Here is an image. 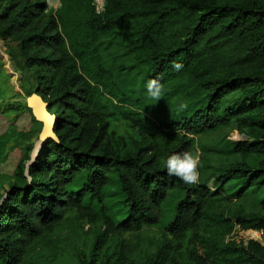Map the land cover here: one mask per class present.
<instances>
[{
	"label": "trees",
	"instance_id": "1",
	"mask_svg": "<svg viewBox=\"0 0 264 264\" xmlns=\"http://www.w3.org/2000/svg\"><path fill=\"white\" fill-rule=\"evenodd\" d=\"M59 2L0 0L22 93L57 118V140L30 164L25 146L16 176L26 182L0 204V264H264V243L234 235L264 238V0ZM152 77L159 101L146 93ZM118 115L137 132L118 133ZM197 146L199 181L169 175L166 158ZM113 176L128 208L118 223L103 204ZM149 228L156 241L132 246Z\"/></svg>",
	"mask_w": 264,
	"mask_h": 264
},
{
	"label": "rangeland",
	"instance_id": "2",
	"mask_svg": "<svg viewBox=\"0 0 264 264\" xmlns=\"http://www.w3.org/2000/svg\"><path fill=\"white\" fill-rule=\"evenodd\" d=\"M52 6H59V0H47ZM0 60L4 65L5 76L0 74V86L3 87L6 96H2L0 90V204L4 200L7 191L10 186L16 181L19 184H24L26 181L17 178L18 164L24 153L25 146L27 144H33L34 149L31 152L32 159L28 162L30 164L36 157L37 144L41 128L36 123L32 112H30L27 106V96L23 95L21 82L22 74L21 71L16 67L10 57L7 55L4 40L0 37ZM25 86H31L35 88V82H24ZM19 94V95H17ZM8 95H13L8 96ZM11 104L20 106L10 107ZM112 124L118 133L128 136L134 134L136 128H133L129 121L116 116ZM200 136L197 137V140ZM215 136H209L207 141L213 142ZM228 138L230 140H243L246 139L245 135L239 133L236 130H229ZM197 152L200 154V146H197ZM249 164L256 165L257 157L252 156L249 159ZM28 175V173H27ZM85 178L82 174L79 180L74 183L71 188H79L80 182ZM212 182L210 187H212ZM96 210L101 209V205L96 200H91ZM103 204L107 208V214H109L115 222H120L127 214L128 208L124 204V194L119 181L113 176V181L110 185L104 188V201ZM80 229V228H79ZM85 230L88 234H92L93 227L88 229L86 224ZM85 232V231H84ZM242 238L245 242L250 239H256L264 243V238L261 231L246 230L240 232L235 231L234 235ZM160 236L158 229L149 228L143 230L140 235H135L129 239L132 246H142L144 244H150L156 241V238ZM78 238V237H77ZM126 239V237H124ZM131 249H133L131 247ZM60 261L65 263L68 261V257L65 255L61 256Z\"/></svg>",
	"mask_w": 264,
	"mask_h": 264
},
{
	"label": "clouds",
	"instance_id": "3",
	"mask_svg": "<svg viewBox=\"0 0 264 264\" xmlns=\"http://www.w3.org/2000/svg\"><path fill=\"white\" fill-rule=\"evenodd\" d=\"M172 67L175 71H180L183 64L175 62ZM146 93L153 101H159L163 98L164 85L159 77H152L146 82ZM165 167L169 175L176 176L185 183L195 184L200 177V154L191 150L173 153L166 158Z\"/></svg>",
	"mask_w": 264,
	"mask_h": 264
},
{
	"label": "water",
	"instance_id": "4",
	"mask_svg": "<svg viewBox=\"0 0 264 264\" xmlns=\"http://www.w3.org/2000/svg\"><path fill=\"white\" fill-rule=\"evenodd\" d=\"M27 105L31 108L34 117L43 124L39 135L38 144L36 146V153L38 154L41 147L50 139L57 140V135L54 131L57 118L54 114L49 112V103L36 92L27 98Z\"/></svg>",
	"mask_w": 264,
	"mask_h": 264
},
{
	"label": "built area",
	"instance_id": "5",
	"mask_svg": "<svg viewBox=\"0 0 264 264\" xmlns=\"http://www.w3.org/2000/svg\"><path fill=\"white\" fill-rule=\"evenodd\" d=\"M97 2H98V4L102 5L103 0H97ZM48 3H49V5L51 6V3H50V2H48Z\"/></svg>",
	"mask_w": 264,
	"mask_h": 264
}]
</instances>
